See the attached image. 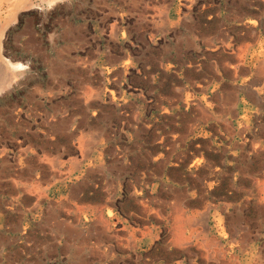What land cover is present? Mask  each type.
Listing matches in <instances>:
<instances>
[{
  "label": "rangeland",
  "instance_id": "374dc122",
  "mask_svg": "<svg viewBox=\"0 0 264 264\" xmlns=\"http://www.w3.org/2000/svg\"><path fill=\"white\" fill-rule=\"evenodd\" d=\"M0 2V264H264V0Z\"/></svg>",
  "mask_w": 264,
  "mask_h": 264
},
{
  "label": "crops",
  "instance_id": "0c3cea01",
  "mask_svg": "<svg viewBox=\"0 0 264 264\" xmlns=\"http://www.w3.org/2000/svg\"><path fill=\"white\" fill-rule=\"evenodd\" d=\"M208 50L214 51V49H208ZM241 51L242 50L240 48V50H238V53L234 54V55H232L230 51H225V53H223V59H224V57H226V59L228 58V61H225L223 59H219L218 53H216L217 57L214 56V58H212V56L210 58H206V59L202 57V58H200V60H198L196 62V64L193 65L192 68L195 71H199L200 67L207 68L213 62H217V63L221 62V63H223V66L233 68V73H235V74L237 73L236 77H238V78L242 77L243 75L248 77L249 74H251L253 76L255 73H257V71H259L261 69L260 63H257V66H255L254 68H250L251 66L249 67L247 60L242 57ZM213 59H215V60H213ZM262 77L264 79V76H262ZM237 89H239V87H237ZM212 96H214V94H212ZM239 97H241V98H239ZM233 98H235V99L233 100ZM233 98H232V100H227L225 97H222V100L230 102V105H234V106L236 105L237 109L235 108V110L237 111V113H235L232 117H230L231 119L235 120L238 116H240V110L238 109L239 106H241L243 104L242 103L243 101L245 102L249 98L247 97L246 94H244L242 92H237ZM211 100L212 101L218 100V98L211 97ZM94 206H97V205L95 204ZM175 220L177 221V224L175 225V230H174V234H173V238H172L173 243L171 240V244L174 247H179L181 242L184 240V236H185L184 234L185 233L188 235L195 233L194 228H192L191 230L187 229V227L194 225V221L192 218L191 219L190 218H185V219L183 218L182 219L181 215H179V214L175 215ZM190 222H192V223L190 224ZM232 232L234 235H236V233H237L236 229L235 230L232 229ZM176 233H177V235H176ZM187 238H189V237H187ZM220 252H222V250H220Z\"/></svg>",
  "mask_w": 264,
  "mask_h": 264
},
{
  "label": "bare ground",
  "instance_id": "6f19581e",
  "mask_svg": "<svg viewBox=\"0 0 264 264\" xmlns=\"http://www.w3.org/2000/svg\"><path fill=\"white\" fill-rule=\"evenodd\" d=\"M9 1V0H8ZM2 2V1H1ZM0 2V3H1ZM24 4H23V0H17V3H16V5L15 6H17L18 7V9H19V7H22ZM10 8V7H9ZM6 10V9H5ZM17 10V9H16ZM8 11V10H7ZM2 28V27H1ZM2 30H0V32H1ZM8 66H9V68L11 69V70H15V69H17L18 67H21L22 66V64H19V63H12V62H8V64H7ZM180 215V214H179ZM191 219V218H190ZM181 222V221H180ZM237 222V221H236ZM192 222H190V224H191ZM181 224V223H180ZM194 226V225H193ZM176 235H177V233H176ZM185 235V234H184ZM175 241V240H174ZM188 253V252H187ZM218 253V252H217ZM225 264V263H224Z\"/></svg>",
  "mask_w": 264,
  "mask_h": 264
}]
</instances>
